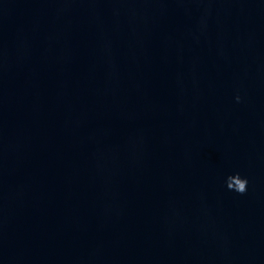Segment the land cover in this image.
<instances>
[{
    "label": "water",
    "instance_id": "1",
    "mask_svg": "<svg viewBox=\"0 0 264 264\" xmlns=\"http://www.w3.org/2000/svg\"><path fill=\"white\" fill-rule=\"evenodd\" d=\"M0 264H264V0H0Z\"/></svg>",
    "mask_w": 264,
    "mask_h": 264
},
{
    "label": "clouds",
    "instance_id": "2",
    "mask_svg": "<svg viewBox=\"0 0 264 264\" xmlns=\"http://www.w3.org/2000/svg\"><path fill=\"white\" fill-rule=\"evenodd\" d=\"M237 101L240 100V97L237 96ZM248 180L246 178H242L239 173L234 176H229L227 180V187L230 190H236L237 192L243 194L247 191Z\"/></svg>",
    "mask_w": 264,
    "mask_h": 264
}]
</instances>
